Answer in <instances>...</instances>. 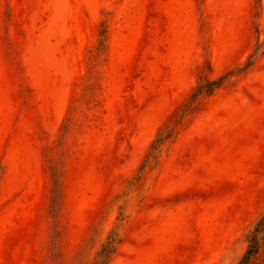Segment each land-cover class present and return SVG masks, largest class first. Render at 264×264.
I'll use <instances>...</instances> for the list:
<instances>
[{
    "label": "rangeland",
    "instance_id": "obj_1",
    "mask_svg": "<svg viewBox=\"0 0 264 264\" xmlns=\"http://www.w3.org/2000/svg\"><path fill=\"white\" fill-rule=\"evenodd\" d=\"M263 213L264 0H0V264H240Z\"/></svg>",
    "mask_w": 264,
    "mask_h": 264
},
{
    "label": "trees",
    "instance_id": "obj_2",
    "mask_svg": "<svg viewBox=\"0 0 264 264\" xmlns=\"http://www.w3.org/2000/svg\"><path fill=\"white\" fill-rule=\"evenodd\" d=\"M211 85H216L217 82H211ZM204 86L199 85L198 89L195 91L191 100L182 109V114L191 112L197 108V103L195 102V97L201 93ZM177 122H174L169 126L164 132L160 134V137L156 140V144L162 142L168 138ZM247 239V249L240 260V264H264V213L258 218V220L253 225L252 229L246 236ZM111 252L110 246L104 249L102 252L103 256L106 257Z\"/></svg>",
    "mask_w": 264,
    "mask_h": 264
}]
</instances>
